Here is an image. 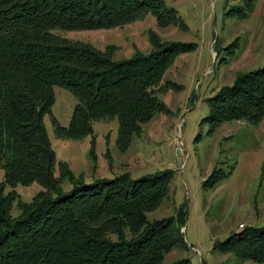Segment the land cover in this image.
<instances>
[{"label": "trees", "instance_id": "1", "mask_svg": "<svg viewBox=\"0 0 264 264\" xmlns=\"http://www.w3.org/2000/svg\"><path fill=\"white\" fill-rule=\"evenodd\" d=\"M237 1L243 7L228 16L252 11L255 0ZM146 13L160 27L177 22L162 0H0V264H192L189 257L164 260L173 249H189L181 231L185 207L160 219L147 216L168 198L172 170L86 184L60 163V176L73 185L64 193L44 124L52 115L55 87L79 101L68 127L52 116L56 134L66 139L93 136L94 122L112 119L125 149L142 124L166 111L159 95L179 88L166 80V71L179 54L194 50L193 43H162L149 32L148 53L115 60L111 48L54 33L120 27ZM207 103L210 132L224 122L258 124L264 118V66L237 76ZM220 178L214 170L203 186ZM33 183L43 190L13 217L15 189ZM213 249L264 264V224L247 225Z\"/></svg>", "mask_w": 264, "mask_h": 264}, {"label": "rangeland", "instance_id": "2", "mask_svg": "<svg viewBox=\"0 0 264 264\" xmlns=\"http://www.w3.org/2000/svg\"><path fill=\"white\" fill-rule=\"evenodd\" d=\"M175 12L177 22L157 25L151 13L126 25L99 30H56L72 42H83L99 50L113 49L115 60L129 59L135 52L151 50L148 33L162 43H193L194 50L179 54L165 78L179 88H168L159 98L166 111L142 124L140 135L130 145L118 144V123L112 119L94 122L93 136L79 140L59 137L52 116L68 127L78 99L67 89L55 87L52 115L44 124L56 153V177L64 193L73 185L60 176L58 164L66 163L86 184L113 180L130 174L134 179L158 170L173 171L170 194L160 207L147 213L150 220L174 214L185 207L181 231L189 249H173L166 263L189 257L192 264H262L238 259L213 249L243 226L264 224V118L256 125L245 121L224 122L210 132L207 99L231 86L236 77L264 66V0H255L243 17L227 12L243 7L237 0H162ZM173 87V86H171ZM181 141L183 153L175 156L174 141ZM218 170L221 178L206 188L204 180ZM4 171L0 169V185ZM12 215L23 213L20 205L30 203L43 190L37 183L18 187ZM11 190H7L9 192Z\"/></svg>", "mask_w": 264, "mask_h": 264}, {"label": "built area", "instance_id": "3", "mask_svg": "<svg viewBox=\"0 0 264 264\" xmlns=\"http://www.w3.org/2000/svg\"><path fill=\"white\" fill-rule=\"evenodd\" d=\"M174 142L175 143H174L173 153L175 156H178V155L182 154L184 151L183 145H182L181 141L178 142L175 140ZM240 227L241 228L244 227L243 224H240Z\"/></svg>", "mask_w": 264, "mask_h": 264}, {"label": "water", "instance_id": "4", "mask_svg": "<svg viewBox=\"0 0 264 264\" xmlns=\"http://www.w3.org/2000/svg\"><path fill=\"white\" fill-rule=\"evenodd\" d=\"M183 233V232H182Z\"/></svg>", "mask_w": 264, "mask_h": 264}]
</instances>
